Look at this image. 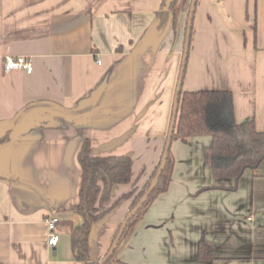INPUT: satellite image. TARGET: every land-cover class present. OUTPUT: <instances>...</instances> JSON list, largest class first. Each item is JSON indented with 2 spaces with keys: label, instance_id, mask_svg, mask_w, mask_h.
Segmentation results:
<instances>
[{
  "label": "crops",
  "instance_id": "0c3cea01",
  "mask_svg": "<svg viewBox=\"0 0 264 264\" xmlns=\"http://www.w3.org/2000/svg\"><path fill=\"white\" fill-rule=\"evenodd\" d=\"M162 0H0V264H84L70 228L81 218L78 153L129 156L139 192L157 166L179 77L189 7L156 29ZM190 5V4H189ZM186 16V18H185ZM5 56L33 71L4 74ZM100 62V63H98ZM184 91L229 90L235 120L264 132V0H197ZM204 138V139H203ZM210 139L177 140L168 190L148 207L117 264H264V162L234 192L203 160ZM114 185L89 235L99 264L131 206ZM59 218L56 247L45 218ZM201 239L211 262L198 261Z\"/></svg>",
  "mask_w": 264,
  "mask_h": 264
},
{
  "label": "trees",
  "instance_id": "16d2710c",
  "mask_svg": "<svg viewBox=\"0 0 264 264\" xmlns=\"http://www.w3.org/2000/svg\"><path fill=\"white\" fill-rule=\"evenodd\" d=\"M180 1L162 0L159 10L155 13L156 29L159 32L164 30L169 20L172 26H175ZM192 31L193 22L189 47ZM198 137H208L210 139L209 147L203 153V160L210 168L212 178L214 180H230L233 183L231 187L214 185L205 187L201 191L214 188L234 192L237 190L238 182L244 173L247 171L255 172L264 162V132L257 131L253 120L241 123L235 120L231 91H184L182 84L181 91L178 94V107L172 141L187 142L191 138ZM7 141V136L0 138V144ZM160 160L150 179L139 192H136L134 189L135 183L132 180V160L129 156H92L89 140L83 142L78 153V163L81 171L79 199L78 203L67 211L81 218L80 225L70 228V247L76 261L84 264H95L89 258V235L93 224L100 221L108 211L102 210L101 206L107 201L112 187L114 185H131V189L113 204L115 205L120 200H130L129 213L147 191L158 170ZM173 165V156L169 151L165 167L156 187L138 213L127 223L116 250L104 264H117L119 262L117 259L118 251L126 244L151 203L168 190ZM120 226L121 224H119L113 240L117 236ZM197 259L203 262L213 260V246L210 242L204 239L199 241Z\"/></svg>",
  "mask_w": 264,
  "mask_h": 264
},
{
  "label": "water",
  "instance_id": "95a60500",
  "mask_svg": "<svg viewBox=\"0 0 264 264\" xmlns=\"http://www.w3.org/2000/svg\"><path fill=\"white\" fill-rule=\"evenodd\" d=\"M197 0H190V5H189V10H188V17H187V22H186V30H185V37H184V44H183V55H182V60H181V67L179 71V77L178 81L176 84V89H175V94H174V99H173V104H172V110H171V118L169 122V127L166 135V140L164 144V149L163 153L161 156L160 164L158 166V170L152 179L147 191L144 193V195L139 199L138 203L136 206L125 216L124 220L121 223V226L119 228L118 234L111 243L108 251L106 252L105 256L101 260L99 264H104L110 257H112L114 251L116 250L118 243L123 235V232L126 228L127 223L134 217L136 213L141 209L143 204L148 200L150 197L151 193L153 192L154 188L156 187L159 178L162 174V171L165 167L166 160L170 151L171 143H172V135L175 127V120H176V114H177V107H178V94L181 91L182 84H183V76H184V70L186 66V60H187V54L189 50V41H190V35H191V27H192V22H193V17L195 13V7H196ZM170 20L165 26V29L169 27Z\"/></svg>",
  "mask_w": 264,
  "mask_h": 264
},
{
  "label": "built area",
  "instance_id": "2783aa9c",
  "mask_svg": "<svg viewBox=\"0 0 264 264\" xmlns=\"http://www.w3.org/2000/svg\"><path fill=\"white\" fill-rule=\"evenodd\" d=\"M2 71L4 74H9L15 71H22L25 74L30 75L33 71L32 62L28 57L5 56L2 60ZM58 224L59 218L55 214H51L47 216V218H45L47 246L49 248L56 247L59 242V235L57 231Z\"/></svg>",
  "mask_w": 264,
  "mask_h": 264
},
{
  "label": "rangeland",
  "instance_id": "374dc122",
  "mask_svg": "<svg viewBox=\"0 0 264 264\" xmlns=\"http://www.w3.org/2000/svg\"><path fill=\"white\" fill-rule=\"evenodd\" d=\"M187 4V7H189V4H190V0H181L180 1V3H179V6H178V11L182 8H184L185 7V5ZM187 13H188V11H187ZM186 16H187V14H186ZM186 16H185V18H186ZM184 32H185V27H184V30H183ZM205 138H208V137H205ZM204 139V138H203ZM177 143V140H175V141H172V143H171V147H170V151H171V154H172V147L175 145ZM141 220V219H140ZM136 228V227H135ZM134 231H135V229H134ZM133 231V232H134ZM118 255V254H117Z\"/></svg>",
  "mask_w": 264,
  "mask_h": 264
}]
</instances>
